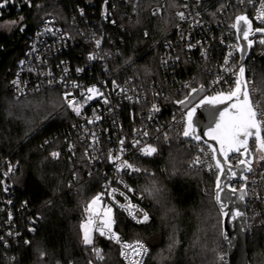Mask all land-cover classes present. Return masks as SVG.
Here are the masks:
<instances>
[{
	"label": "trees",
	"instance_id": "1",
	"mask_svg": "<svg viewBox=\"0 0 264 264\" xmlns=\"http://www.w3.org/2000/svg\"><path fill=\"white\" fill-rule=\"evenodd\" d=\"M91 1L90 8L72 0H17L14 6L0 7V23L22 19L13 34L0 37V264H94L90 246L82 242L80 224L87 202L102 190L106 177L83 156L71 160L65 154V133L73 116L59 91L16 100L12 90L17 62L44 19L54 16L65 21L77 4L98 11L105 2L117 0ZM165 1L154 17L151 9L160 0H140L139 16L114 30L120 53L113 63L118 79L140 75L147 82L165 83L170 78L159 57L165 43L175 38L174 14L182 0ZM23 26L26 30L21 32ZM191 56L178 46L175 77L198 88V63ZM190 90L175 97L172 109L181 107L177 101ZM170 110L166 108L167 113ZM53 152H61V159L56 161ZM195 156L193 147L175 138L168 144L160 142L154 156L135 160L141 172L129 177L128 183L143 197L141 206L150 220L135 225L114 211V231L122 241L147 245L144 264H218L222 252L227 260L214 201L216 174L189 167ZM249 221L250 262L264 264V202L256 222ZM102 251L100 264H123L119 249L110 242Z\"/></svg>",
	"mask_w": 264,
	"mask_h": 264
},
{
	"label": "built area",
	"instance_id": "2",
	"mask_svg": "<svg viewBox=\"0 0 264 264\" xmlns=\"http://www.w3.org/2000/svg\"><path fill=\"white\" fill-rule=\"evenodd\" d=\"M72 1L76 3L81 1L87 4L88 8L94 5L91 0ZM16 2L17 0H7L5 3L3 0L2 4L8 7L14 6ZM165 3V0H160V4L151 9V15L157 16L165 7ZM139 5L140 0H117L113 3L107 1L100 10L87 11L88 9L83 5L77 4L76 10L70 12L69 18L65 21L54 16L44 19L28 38L25 51L17 62L13 81L19 83L17 85L12 82V90L16 100L46 90L59 91L63 99L66 91L71 92L73 96L69 99L75 97L82 105V109L81 114L76 115L63 99L67 110L73 116V122L65 133V154L71 160L83 156L93 169L104 174L106 180L99 193L105 192V186L111 181V188L124 191L133 204L143 208L141 206L143 197L136 191L128 192L124 188V184L131 187L128 179L136 172L129 173L125 170L118 173L116 164L121 161H116L114 164L108 159L109 153L111 152L113 156L121 155V160H127L136 167L135 160L138 158L152 157L156 154L144 155L140 151L141 148L152 145L157 149L160 142L168 144L175 138H182L184 143L195 149L196 156L201 155L203 160L197 142L189 141L182 136L184 127L182 117L186 109H172V105L174 106L176 102L175 97L183 91L190 90L192 85L188 80L180 81L175 77L177 48L179 46L190 52L194 62L198 63L200 74L198 83L204 86V95H214L216 91H226L232 86L234 77L221 72L225 57L231 52L229 63L236 69L241 64L245 67L246 79L251 81L250 94L255 95L256 99H261L264 96V44L259 41L264 39V36H256L252 39L254 43L250 47L249 55L244 62H241L238 35L230 25L235 22L236 16L246 14L253 20V29L264 27V23L254 19L264 12V0H252L251 3L248 0H244V3H240V0H182L181 7L174 14L177 24L175 38L165 43V50L159 57L162 69L170 75L165 83L157 80L147 82L140 75L118 79L114 73L113 63L120 54L116 48L118 42L115 40L114 30L123 28V21L137 18ZM153 12L157 14L153 15ZM178 12H183L185 18L181 19L177 15ZM97 40L100 41L99 47L96 45ZM90 55L94 58L89 59ZM217 75H223L228 83L221 81L213 86L212 81ZM113 80L119 87H113ZM93 86L99 92L91 94L93 98L85 103L84 96L89 95L87 89ZM253 89H255L254 93ZM82 93L84 96L81 95ZM167 107L171 109L168 113ZM156 108L159 110H155ZM88 120H92L93 123H88ZM144 132L148 135L144 136ZM121 140L124 141L123 146L120 144ZM136 140L140 143L133 147V142ZM200 146L206 148L201 142ZM121 147L124 149L122 154ZM249 147L253 155V171L247 174L246 182L232 185L239 189L241 185L247 183V215L248 220L251 219L253 224L260 216L261 205L264 202V160L260 159L264 156V152L256 151L254 140ZM57 153L59 156L53 157L56 161L62 156L61 152ZM234 157L235 155L230 158L233 166L236 163ZM195 168L215 174V171L209 172L205 164ZM121 179L123 184H118L117 180ZM116 200L120 204H127L125 198L118 193ZM104 203L112 204L114 211L124 213L133 224H145L137 223L107 194L104 196ZM136 215L140 217L141 213L137 212ZM249 232H251L250 221ZM93 235L94 243L90 246V251L94 264H100L101 260L97 259L92 247L102 249L106 242H110L121 251L120 245L98 233ZM135 242L127 243L134 245ZM126 251L129 253V260L126 262L121 257L123 264H131L132 250ZM148 254L143 257V264Z\"/></svg>",
	"mask_w": 264,
	"mask_h": 264
},
{
	"label": "snow or ice",
	"instance_id": "3",
	"mask_svg": "<svg viewBox=\"0 0 264 264\" xmlns=\"http://www.w3.org/2000/svg\"><path fill=\"white\" fill-rule=\"evenodd\" d=\"M4 2L7 3V0H4ZM248 2L251 3L252 0H248ZM240 3H244V0H240ZM0 7H3V4H0ZM185 7H187V5H185ZM156 14L157 12H153V15ZM177 15L181 19L185 18L183 12H178ZM254 19L260 20L264 23V12L257 15ZM252 24L253 20L250 19L248 15L242 14L236 16L235 22L230 25V27L235 29L238 33L237 39L240 40L242 37V39L247 42L249 48L254 43V41L249 39V36L254 35L255 33H264V27L253 29ZM145 35L147 36L148 33L146 32ZM259 42L264 44V39H261ZM99 44L100 41L97 40V47H99ZM239 50L244 51L245 49L240 48ZM231 55L232 53L229 52L225 57L224 64L221 66V72L224 74H231V76L234 77L232 86L226 91H216L214 95H204L199 99V102L195 104V106L187 108L182 117L184 123L182 136L196 141L199 147V152L204 157L202 160L201 155H197L190 163L189 167H199L201 164H205L209 172L215 171L216 182L214 201L218 205V212L221 220L238 222L239 229L243 232L247 228L245 215L240 208L234 206V198L238 201L245 200L248 195L247 183L241 185L239 189L230 183V181L238 175L234 170L230 156L235 154V168L243 166L242 173L252 172V159L249 158L251 156V150L249 147L250 138L254 139L256 151L264 152V96H262L261 99H256L255 95L250 94L249 84L251 81L246 79V69L242 64L238 69L230 64L229 60ZM93 58V56H89V59ZM21 64H23V61H21ZM78 71L81 70L78 69ZM221 81H224L226 84L228 83L227 80H224L223 75H217L216 79L212 81V85L219 84ZM13 83L18 85L19 82L13 81ZM49 83H52V81H49ZM112 84L114 88L119 87L115 80L112 81ZM73 86L77 87V85ZM186 87H188V85H186ZM121 91H124V89H121ZM204 91L205 89L203 85H200L199 88H191L190 92L185 96V99L177 101V103L180 105H187L190 102V98L193 97V94H199ZM98 92L99 90L93 86L87 89L89 95L84 96L83 93L81 95L84 96V101L87 103L88 100L93 98V95L91 94ZM254 92L255 89H253V93ZM99 94L102 95V93ZM70 96H73V94L66 91L63 99L66 101L69 109H71L76 115H80L82 105L75 99V97L69 99ZM105 102L107 103V100H105ZM205 105H211L213 107L225 105L214 113H209L214 127L209 125L207 130L203 132L204 137H208L219 145L218 148L213 144L208 143L207 140L203 141L206 148L200 146L202 136L198 134V126L194 123L193 116L195 115L197 108L204 107ZM153 107L155 108V105ZM155 110L158 111L159 109L156 108ZM96 119L98 120L99 117L97 116ZM88 123H93V121L88 120ZM94 135L95 134H93V136ZM143 135L147 136L148 133L144 132ZM165 139L167 140L166 133ZM139 143V140L134 141L133 147ZM120 144L123 146L124 141L121 140ZM120 151L122 154L124 151L123 147H121ZM140 151L144 155L150 156L153 153H156L157 149L152 145H147L146 147L141 148ZM51 156L56 158L59 156V153L53 152L51 153ZM108 159L114 164L116 161H121L119 164H116V171L118 173L124 172L125 170L129 173L141 172L140 168L135 167L133 164L129 163V161L121 160V155L113 156L110 152ZM260 159L264 160V156H261ZM9 170L11 171V168ZM242 173L240 174V179L246 182L248 177ZM89 175H91V173H89ZM117 183L123 184V180H117ZM110 185L111 181L105 186V192L97 193L87 202L86 207L84 208L86 218L80 224L82 242L86 246H92L94 243L93 234L98 233L100 236L106 237L120 245V255L126 262L129 260V253L126 250L131 249V255L133 257L131 264H143V257L147 256L149 252L147 245L142 241H136L133 245L121 240L120 235L114 231L113 227L115 224L113 205L105 204L104 196L107 194L117 206L126 211L129 216L136 220L137 223H147L150 220L149 214L143 208H140L139 205L133 204L124 191H121L119 188H111ZM124 188L128 192L135 191L127 184H124ZM146 191L148 195H153L152 190ZM156 191L158 192L159 189H156ZM117 193L125 198L127 204H120V202L116 200ZM237 193L239 194L237 195ZM137 212L141 213L140 217H137ZM222 235L231 245L232 239L226 230ZM92 251L98 260H104L102 249L92 247ZM224 259L225 257L223 254L217 255L218 264L224 262ZM89 264H91V262H89Z\"/></svg>",
	"mask_w": 264,
	"mask_h": 264
},
{
	"label": "water",
	"instance_id": "4",
	"mask_svg": "<svg viewBox=\"0 0 264 264\" xmlns=\"http://www.w3.org/2000/svg\"><path fill=\"white\" fill-rule=\"evenodd\" d=\"M35 1H38V0H30V2H35ZM106 7H108V5H106ZM25 30H26V26H23L21 29V32H24ZM256 36H264V33H255L254 35H250L249 39L252 40ZM238 41H239L240 48L245 49L244 51H240L241 62H244L249 55L250 48L247 46V42L244 41L242 37ZM203 95H204V92L199 93V94H193V97L190 98V102L187 105H181L180 109H187V108L195 106V104L199 102V99ZM224 106L225 105H218V106L213 107L211 105H205L204 107L197 108V111L195 115L193 116V121L198 126L197 127L198 134L202 136L201 143H203L204 140H207L208 143L213 144L217 148L219 147V145H217L215 141L210 140L208 137H204L203 132L207 130L209 125L214 127V124H212V121L210 119L209 113H214L219 108H223ZM186 139L189 141H194L188 138ZM252 140L254 139L250 138V143ZM234 155L235 154H232L230 158ZM249 158L252 159V163H253L252 154ZM242 168L243 166H241L240 168H235L234 166V170L237 172L238 175L236 178L230 181L231 184L241 183L244 181L240 179ZM242 174L247 175L249 174V172H243ZM238 194L239 193H237V195ZM247 199H248L247 196L244 201H238V200H235L234 198V201H235L234 206L240 208L244 212L245 219H246V225H247V228L245 231L243 232L240 231L238 222H228L227 220L222 221V233L226 230L232 239V242L230 245L228 241H226L224 239V236L222 235L224 245L226 246L227 264H251L249 253H248V239H249L250 232H249V220H248V215H247ZM216 206L218 208L217 204Z\"/></svg>",
	"mask_w": 264,
	"mask_h": 264
},
{
	"label": "rangeland",
	"instance_id": "5",
	"mask_svg": "<svg viewBox=\"0 0 264 264\" xmlns=\"http://www.w3.org/2000/svg\"><path fill=\"white\" fill-rule=\"evenodd\" d=\"M21 22H22V19L17 20V21H5V22L0 23V37L3 35L9 36L13 34L19 28ZM221 254H223L224 257L226 256V254H224L223 252ZM221 264H227L226 257L224 259V262H221Z\"/></svg>",
	"mask_w": 264,
	"mask_h": 264
},
{
	"label": "bare ground",
	"instance_id": "6",
	"mask_svg": "<svg viewBox=\"0 0 264 264\" xmlns=\"http://www.w3.org/2000/svg\"><path fill=\"white\" fill-rule=\"evenodd\" d=\"M14 213V212H13Z\"/></svg>",
	"mask_w": 264,
	"mask_h": 264
}]
</instances>
